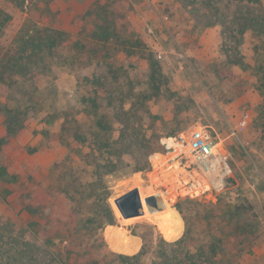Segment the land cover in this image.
Returning a JSON list of instances; mask_svg holds the SVG:
<instances>
[{
    "label": "rangeland",
    "instance_id": "rangeland-1",
    "mask_svg": "<svg viewBox=\"0 0 264 264\" xmlns=\"http://www.w3.org/2000/svg\"><path fill=\"white\" fill-rule=\"evenodd\" d=\"M248 6L239 0H0V57L22 34L37 29H48L41 31L58 39L39 64L8 72L12 87L0 81V221L18 230L21 223L37 220L30 229L33 240L59 258L58 252L66 255L61 249L70 244L69 250L75 248L68 253L72 264H114L110 252H121L104 236L108 224L99 233L89 232L93 223L88 218L95 220L102 204L88 196L75 213L76 203L61 190L72 181L78 199L80 190L97 189V184L89 185L97 180L94 120L81 101L82 94L93 91L88 80L102 81L97 85L103 96L99 110L116 130L125 119L122 106L135 102L134 93L150 90V54L161 76L160 89L147 106L160 119L145 115L143 122L156 127L160 140L176 139L148 153L129 138L128 154L146 158L150 166L125 177H104L106 201L115 213L111 199L136 186L144 214L123 218L115 213L111 225L139 237L140 248V235L131 232L136 224H155L162 233L158 218L167 219L179 198L194 199L200 211L197 219L192 215L194 250L203 236H221V261L216 257L215 264H264V74L259 71L264 46L253 30L239 32L240 15L249 12ZM7 110L17 116V131L9 137ZM242 112L248 113L246 126L239 125ZM195 128L219 141L226 156L222 163L202 171L189 154L179 153L178 135L188 141ZM221 176L224 186L218 190L203 188L191 197L181 188L183 181L189 186L195 179L204 186ZM156 192L164 195L166 208L151 216L143 197ZM182 221L180 234L169 241L182 235ZM75 239L81 240L78 247ZM153 256V248L148 249L147 264Z\"/></svg>",
    "mask_w": 264,
    "mask_h": 264
},
{
    "label": "trees",
    "instance_id": "trees-1",
    "mask_svg": "<svg viewBox=\"0 0 264 264\" xmlns=\"http://www.w3.org/2000/svg\"><path fill=\"white\" fill-rule=\"evenodd\" d=\"M246 4H249L248 11L242 12L240 15V26L239 32L253 30L255 35L259 37L260 42L264 46V8L262 9L263 0H239ZM6 17H8L6 15ZM9 19V18H8ZM41 30L48 29H37L33 34L30 35H21L20 39L9 50L2 53L0 57V81L5 85H8L9 88L12 87L10 84L11 78L9 73L21 69L22 65H26L29 62L34 64H39L44 58L51 54L53 49L57 46V38L52 34L45 33ZM1 31V26H0ZM120 41V40H118ZM136 47L140 45L134 42ZM94 53L97 54V47L94 48ZM149 61V75L148 79L150 84L149 92L147 90H141L137 93H134L133 100L130 106L124 108L122 106V114L125 116V119H121V126L115 128L118 131V135L114 136L112 132L114 130L113 123L111 124L110 120L106 116L103 110L100 108V99L103 96L98 94L97 85H102V81L95 77L94 79L88 80V82L93 85V91H88L87 95H81V101L87 103L88 108L86 109L87 113L93 117L94 120V134L93 138L94 149L97 150V157H95V175L97 180L89 185L97 184V189H85L80 190L79 198L76 199L73 195V189L71 187L72 181L67 183V187L61 190L64 192L65 196L72 203H76L77 210H80V204L86 200L88 196L97 198V204L100 202L102 204L101 209L97 212L94 219L92 220V225L89 227V232L98 233L103 229V227L108 224L104 229V236L109 243V245L117 252H110L113 255L114 264H147L145 259L148 253V249L153 248L154 256L150 264H215L218 257V262L221 261L220 252L222 248L221 245V236L208 237L203 236L198 240V244L194 250L192 244L197 239L194 238L193 232V221L200 216V211L197 212V209L194 207L196 200L190 198H179L174 206L176 209L171 210L170 216L167 219L162 217L158 218L156 224L161 229L162 233L159 231L157 226L152 223H138L135 226V229H132L133 234H139L142 240L140 245L139 237L135 235H127L119 228H114L116 222L115 213L120 215L114 200L111 199L113 208L106 201V198L109 194L107 185L105 184L104 177L109 174L115 175L117 177H125L129 172L134 171H143L149 168V160L142 159L140 157L131 156L129 152V147L132 145L129 138H136L143 147L147 148L148 153L157 151L163 147L160 142V133L157 132L156 127L150 122L147 125L143 122V117L147 115L155 120H159L160 117L156 114H152L147 103L155 95V91L160 89V67L159 64L154 60L153 56L147 55ZM36 64V65H37ZM259 70L264 74V65L261 66ZM124 98V95H121ZM143 106V111L139 112V107ZM99 112V113H98ZM7 115L9 119L5 122L4 126L7 131V137L12 136L17 131L14 122L17 118L11 110H7ZM264 121V114H263ZM125 121V122H124ZM157 121H155L156 126ZM151 129L150 133H147L146 129ZM76 138L80 136L76 135ZM84 141V138H80ZM126 155H130L129 160L126 158ZM93 161H89V164H92ZM90 190V191H89ZM90 193H89V192ZM97 191V196H96ZM162 194V199H163ZM93 198V199H94ZM164 202H166L163 199ZM202 206L206 209L203 210V218L207 219V206L203 203ZM28 212L33 213L35 210H30L26 208ZM173 211V212H172ZM180 215H179V213ZM157 213H150L151 216H155ZM195 219H194V217ZM184 220V230L182 235L173 240L178 236L183 227ZM81 219V217L79 218ZM35 220V219H34ZM85 222H89V221ZM2 221V220H1ZM0 221V264H72L69 261V254L72 252V249H75L71 246V250L68 249L70 244H66L61 249L62 253H67L66 255L58 252L59 257L55 256L46 245L41 243H36V239L33 240V235L35 233L30 232V229L37 224L36 221H30L27 224L21 223L18 230L15 229L12 225ZM95 221V223H94ZM24 222V221H23ZM209 222H205V225H208ZM202 225V228L205 229L206 226ZM114 226V227H113ZM90 236V234H89ZM164 236V237H163ZM78 236H76L77 238ZM94 238L97 239V236ZM100 244L101 247L105 246V241L100 235ZM78 239V238H77ZM77 247L80 245L81 240H77ZM168 239V240H166ZM97 243V240H96ZM94 244V242L92 243ZM74 246V243L72 244ZM139 248L138 251H136ZM67 251V252H66ZM101 251V249H100ZM136 251V252H135ZM135 252V253H134ZM126 253V254H123ZM133 253V254H131ZM66 257V258H65ZM223 261V260H222ZM96 264L97 261H94ZM92 264V263H91Z\"/></svg>",
    "mask_w": 264,
    "mask_h": 264
},
{
    "label": "built area",
    "instance_id": "built-area-1",
    "mask_svg": "<svg viewBox=\"0 0 264 264\" xmlns=\"http://www.w3.org/2000/svg\"><path fill=\"white\" fill-rule=\"evenodd\" d=\"M248 120V113L242 112L240 116V126H246ZM181 140V148L179 149V153H186L189 154L193 158L192 163H194L198 168H200L202 171L203 168L208 170L209 165H215L217 163H222V158L226 157L221 152L222 148L219 146V141L213 140L209 134L202 131V129H192L190 131V134L188 136V141L185 140V135L183 133H180L178 135ZM171 139H176L175 137H167L160 140V142H167ZM169 142V141H168ZM194 168V167H193ZM196 169V168H194ZM224 167L220 171V173H225ZM193 179V178H192ZM185 180V179H184ZM186 182L183 181V184L181 185V188L183 190V193L188 194L189 196H194L200 191H203L204 189H210L214 188L218 190V188H221L224 186V177H219L215 180L212 184L206 182V185L200 183L198 180H191L190 185L187 186ZM201 185V186H200ZM204 188V189H203Z\"/></svg>",
    "mask_w": 264,
    "mask_h": 264
},
{
    "label": "water",
    "instance_id": "water-1",
    "mask_svg": "<svg viewBox=\"0 0 264 264\" xmlns=\"http://www.w3.org/2000/svg\"><path fill=\"white\" fill-rule=\"evenodd\" d=\"M143 201L150 212L158 211L163 208V203L157 192L144 196ZM114 203L123 218L144 214L141 196L136 186L116 196L114 198Z\"/></svg>",
    "mask_w": 264,
    "mask_h": 264
},
{
    "label": "bare ground",
    "instance_id": "bare-ground-1",
    "mask_svg": "<svg viewBox=\"0 0 264 264\" xmlns=\"http://www.w3.org/2000/svg\"><path fill=\"white\" fill-rule=\"evenodd\" d=\"M169 140V139H168ZM170 176V175H169ZM158 193V195H159V197H160V199H161V201H162V203H163V210L166 208V204H165V202L163 201V199H162V196H161V193L160 192H157ZM173 200V199H172ZM147 208V207H146ZM148 210V209H147ZM148 212L149 213H156L155 211H153V212H150L149 210H148Z\"/></svg>",
    "mask_w": 264,
    "mask_h": 264
}]
</instances>
